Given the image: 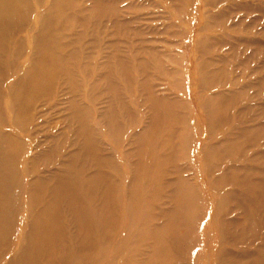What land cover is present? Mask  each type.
<instances>
[{
	"label": "rangeland",
	"instance_id": "374dc122",
	"mask_svg": "<svg viewBox=\"0 0 264 264\" xmlns=\"http://www.w3.org/2000/svg\"><path fill=\"white\" fill-rule=\"evenodd\" d=\"M17 4L0 132L22 185L0 264H264V0ZM42 174L64 194L32 223Z\"/></svg>",
	"mask_w": 264,
	"mask_h": 264
},
{
	"label": "bare ground",
	"instance_id": "6f19581e",
	"mask_svg": "<svg viewBox=\"0 0 264 264\" xmlns=\"http://www.w3.org/2000/svg\"><path fill=\"white\" fill-rule=\"evenodd\" d=\"M19 0H0V27L3 28V30L0 29V44H1V37L6 28H9L11 25L16 23V20L12 19V13L14 12L17 3ZM21 19L24 17V11H20ZM41 79V80H40ZM32 78L30 79V91L38 90L40 84L41 86L44 84V80L42 78ZM18 100H15L14 104L21 109V112L27 113L26 110L29 109L24 103V105H19L17 103ZM38 143L34 144L33 152L23 159L25 162L24 170L26 173H30L34 171V162L36 161L37 155H36V149H37ZM17 150H18V144L15 141L14 135L9 133L8 131H1L0 132V234H4L5 232L8 233L12 227L13 219L10 221V214L11 213V206L13 205V202L18 197L14 194V190L17 188L20 189L21 182L20 180L17 181L16 176V169L14 167H9L7 165L8 157L10 159H16L14 162L18 164L19 159H17ZM103 155V154H102ZM33 166V167H32ZM6 177V179H3ZM10 177V178H9ZM55 178L53 177H45L41 175H37V177H31L30 181L28 182L29 185H27L28 189V197H27V203L28 208L33 209L32 207H37L41 210H45L46 208L51 210L50 213L54 212L57 207L54 206V204H51V202L55 201V198L60 196L62 197L64 194V191L61 190V188L58 187L57 184H55ZM36 187V194L35 192L32 194L31 188ZM38 191V193H37ZM41 217L39 215H35L32 217V223L39 222L42 218V214L40 213ZM46 215V214H45ZM43 218H45L43 216ZM47 220V219H46ZM10 222V223H9ZM57 224V222H56ZM54 226L53 221L51 220L49 223L45 221V228L52 229ZM52 232L48 233V236L51 237ZM46 241H43V243H37L36 246L41 247L45 244ZM16 257V254L13 255L12 260H14Z\"/></svg>",
	"mask_w": 264,
	"mask_h": 264
}]
</instances>
